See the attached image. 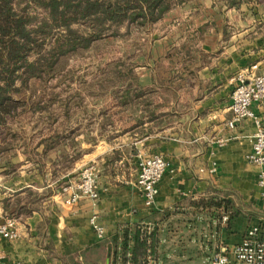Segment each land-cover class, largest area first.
Masks as SVG:
<instances>
[{"label":"crops","instance_id":"crops-1","mask_svg":"<svg viewBox=\"0 0 264 264\" xmlns=\"http://www.w3.org/2000/svg\"><path fill=\"white\" fill-rule=\"evenodd\" d=\"M232 12L237 10L217 5L213 0H201L197 8L171 9L153 25L148 52L134 60L144 88L155 87L156 63L174 48L194 41L197 47L211 54L208 62H201L193 75L196 85L171 87L181 96L178 103L172 102L179 115L159 128L150 105L149 116L138 110L128 118L130 122L126 116L118 117L110 139L98 137L99 143L93 145L80 135L78 138L84 140L86 152L76 162L74 171L91 162L98 165L99 199L82 198L69 206L65 199L75 184L64 191L55 190L32 216L18 220L20 238L8 240L0 235V250L4 255L1 264H73V260L79 264H100L107 248H93L100 241L90 225L93 214L98 215L105 238L109 239L125 226L142 225L159 218L165 220L168 214L179 215L181 209L188 208L196 216L227 213L230 219L226 224L224 220L219 222V243L211 255L222 244L240 243L252 225H260L264 236L259 167L247 159L257 125L249 118L238 122L235 128L227 125L233 116L230 106L236 74L254 64H258V74L264 73V32L251 27L237 30L228 15ZM225 25L233 29L229 39L224 38ZM113 108L121 109L116 105ZM252 109L264 126V106L255 102ZM136 121L142 124L124 131L127 124ZM220 140L225 144L220 145ZM152 154L163 155L170 162V168L158 183L155 205L149 207L137 179L141 156ZM18 157L20 160L15 161L23 164L17 175H3L0 169L1 206L5 197L22 188L57 187V184H44L25 155ZM34 182L39 184L36 186ZM223 203L230 204L232 214ZM154 257L155 264H172L159 262L156 254Z\"/></svg>","mask_w":264,"mask_h":264},{"label":"trees","instance_id":"trees-1","mask_svg":"<svg viewBox=\"0 0 264 264\" xmlns=\"http://www.w3.org/2000/svg\"><path fill=\"white\" fill-rule=\"evenodd\" d=\"M213 1L241 10L251 0ZM200 4L201 0H0V127L9 125L19 105L29 102L24 93L31 96L33 79L47 81L57 71L63 72L59 68L63 59L94 49L100 40L112 38L126 44L117 58L110 60L105 55L93 61L91 75L100 78V83L55 85L38 90L39 97L31 96L28 110L38 122L31 135H37L23 136L22 153L17 148L11 152L10 147H0L1 173L17 175L23 162L15 160L23 154L44 184L57 187L39 190L28 186L15 191L2 200L5 216L23 221L38 211L55 190L64 191L80 180L81 169L74 171L86 152L80 135L96 145L98 137H113L118 117L126 116L130 122L128 118L138 110L149 116L150 105L159 128L179 115L172 102L178 103L181 96L172 88L196 85L193 75L211 54L194 41L174 48L156 63L153 88L141 85L134 60L148 52L152 27L168 11L178 6L197 8ZM232 32L225 25L224 38L229 39ZM141 124L129 123L124 131ZM13 133L12 138H17L18 132ZM156 241L154 231L147 232L141 225L125 226L113 237L100 239L93 248L106 246L110 264H150L147 253L149 248L155 253ZM73 264L79 262L73 260Z\"/></svg>","mask_w":264,"mask_h":264},{"label":"rangeland","instance_id":"rangeland-1","mask_svg":"<svg viewBox=\"0 0 264 264\" xmlns=\"http://www.w3.org/2000/svg\"><path fill=\"white\" fill-rule=\"evenodd\" d=\"M228 15L232 17V22L239 31L251 27L250 29L254 28V31L264 32V0H251L249 4L243 5L241 10L231 14L228 13ZM249 32L251 31L249 30ZM125 46L126 44L122 41L112 38L100 40L96 42L94 49L84 51L73 58L63 59L59 64V68L63 69L61 74L60 71H57V74L47 81L33 79L30 83L29 94L31 96L36 94L39 97L38 90L52 88L55 85L100 83V78L95 79L91 75L93 73V61L100 60L105 55L113 60L119 56L121 49ZM111 81L110 79L107 82L111 83ZM24 96V98L31 100V96L27 93H24ZM17 98H21V96L17 95ZM30 100L28 101L30 102ZM32 100H35V97ZM29 102L19 105L15 115L9 119V125L4 128L0 127V140L3 143L0 146L1 148L10 147V151L17 148L22 153L20 142L24 140L23 136L28 138L35 135L34 137H36L37 132L31 134L34 130H37L38 122L32 112L28 110ZM13 132H18L17 138H12ZM16 160H20L19 157ZM223 205L226 208L229 207L231 214L233 213L230 204L223 203ZM202 216L203 218H201ZM202 216L189 213L188 208H186L179 210V215L168 214L165 220L159 218L141 225L147 232L154 231L156 234V253L153 255H157L159 262L162 260V263L172 264L208 263L207 259H209L213 247H216L219 243L217 228L219 222H223L222 216H224V213L216 216ZM228 221L224 223L226 224ZM100 264H106L105 255Z\"/></svg>","mask_w":264,"mask_h":264},{"label":"built area","instance_id":"built-area-1","mask_svg":"<svg viewBox=\"0 0 264 264\" xmlns=\"http://www.w3.org/2000/svg\"><path fill=\"white\" fill-rule=\"evenodd\" d=\"M258 64L240 70L236 76V85L232 92L230 110L232 118L227 125L235 128L237 123L244 119H253L257 130L251 137L252 149L247 155L250 163L259 167L258 185L262 189L264 198V126L252 105L258 102L264 106V73H257ZM220 145L225 141L220 140ZM170 168V162L161 154L143 155L139 161V174L137 184L141 187L145 203L153 207L159 192L158 183ZM99 167L91 162L81 168L80 180L74 185L72 192L65 199V203L73 206L82 198L97 201L99 199ZM0 204V235L8 240H16L22 233L19 221L16 218L3 215ZM229 214L224 213L223 220L227 221ZM90 225L97 233L99 239L106 237V232L99 222L97 214L90 218ZM147 259L150 264H155L156 259L149 248ZM4 255L0 250V264ZM20 264V263H14ZM208 264H264V236L261 234L260 225H252L246 232L243 240L234 245H220L211 255Z\"/></svg>","mask_w":264,"mask_h":264},{"label":"water","instance_id":"water-1","mask_svg":"<svg viewBox=\"0 0 264 264\" xmlns=\"http://www.w3.org/2000/svg\"><path fill=\"white\" fill-rule=\"evenodd\" d=\"M107 264H109V260L107 261Z\"/></svg>","mask_w":264,"mask_h":264}]
</instances>
